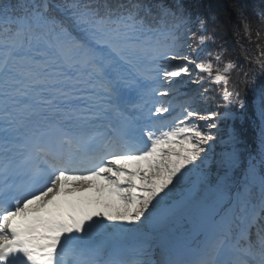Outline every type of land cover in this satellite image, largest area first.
Listing matches in <instances>:
<instances>
[{"label":"snow or ice","instance_id":"6c2138e0","mask_svg":"<svg viewBox=\"0 0 264 264\" xmlns=\"http://www.w3.org/2000/svg\"><path fill=\"white\" fill-rule=\"evenodd\" d=\"M239 17L248 67L186 0H0V264H264V7Z\"/></svg>","mask_w":264,"mask_h":264},{"label":"trees","instance_id":"16d2710c","mask_svg":"<svg viewBox=\"0 0 264 264\" xmlns=\"http://www.w3.org/2000/svg\"><path fill=\"white\" fill-rule=\"evenodd\" d=\"M207 0H186V3L196 12L209 18V30L212 31L216 25L212 22L214 17L216 22L223 24L222 30H219L215 37V43L209 46V51L216 50L218 45H223L228 48L229 51H234L233 39L230 37L227 31L229 18L225 16L226 7L231 9V20L234 25H236V38L240 39L243 43L245 50H248L249 54H255V36H253V41L249 42L248 38L243 35V28L239 13L241 11L245 14H250L253 10H260L264 7V0H208V6H206ZM228 5H226V3ZM231 4V5H230ZM253 32L256 29V24H252Z\"/></svg>","mask_w":264,"mask_h":264},{"label":"rangeland","instance_id":"374dc122","mask_svg":"<svg viewBox=\"0 0 264 264\" xmlns=\"http://www.w3.org/2000/svg\"><path fill=\"white\" fill-rule=\"evenodd\" d=\"M231 5V4H230Z\"/></svg>","mask_w":264,"mask_h":264}]
</instances>
